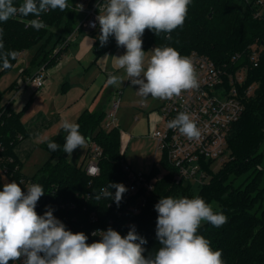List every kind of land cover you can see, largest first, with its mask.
Returning a JSON list of instances; mask_svg holds the SVG:
<instances>
[{"label":"trees","instance_id":"trees-1","mask_svg":"<svg viewBox=\"0 0 264 264\" xmlns=\"http://www.w3.org/2000/svg\"><path fill=\"white\" fill-rule=\"evenodd\" d=\"M74 1L68 0L69 7L64 11L49 9L41 13L39 19L45 27L38 31L31 26L26 27L28 21L36 19L33 15L20 16L23 21L13 17L7 22H0V29L3 30L0 66L3 54L15 53L14 59L9 58L12 67L0 70V77L14 69L23 50L31 54L29 66L25 69L28 74L42 65L50 68L58 63L62 54H54L55 49L65 42L78 24L79 15L70 8ZM13 2L14 6H18L23 0ZM259 10L263 11L262 18L255 17ZM142 40L144 50L170 46L182 56L189 57L197 52L217 64H223L237 53L244 57L254 43L264 42V5L260 7L245 0H191L182 27L158 36L146 29ZM254 81L259 83V89L246 103L243 117L228 136V160L218 172H213L209 167L212 176L210 182L190 184L185 188L184 183L176 182L174 169L163 160L169 172L156 183L148 206L141 215L131 217L122 204L109 206L113 199L97 201L94 196L102 187H107L109 183L124 184L127 173L122 168L125 157L121 130L104 129L105 112L86 111L77 123L87 141H96L103 148L101 174L91 178L82 165L76 166L68 160L63 152L67 133L62 130L41 145L51 158L32 178L43 186L45 192L36 209L44 214L46 206H51L53 215L73 233H85L88 243L97 241L92 231L95 228L107 229L111 219L116 221L113 230L117 228L116 231L122 236H126L130 230L127 224L136 222L137 233L147 240V244L143 245L147 257L154 255L160 247L156 238L158 213L154 208L159 199L167 196L193 198L198 195L212 206L214 212H222L227 217V222L220 227L202 222L197 233L208 239L214 250L222 251L224 264H264V154L261 152L264 144V54L262 65L251 72L249 82ZM13 89L14 84L4 91L0 89V112L5 109L2 101L6 93ZM29 103L19 113L8 106L0 119V144L5 147L4 155L13 157L20 167L13 150L20 141L19 137H26L21 119ZM49 141L60 145V149L50 151L47 146ZM210 163L209 166L212 165ZM155 173L156 168L153 175ZM21 176L19 173L10 179L20 184ZM20 186L27 191L24 185ZM2 189L0 186V191ZM109 190L114 195L115 189ZM72 202L77 204L75 209L62 208V204ZM93 214L98 216L97 223L91 221Z\"/></svg>","mask_w":264,"mask_h":264},{"label":"clouds","instance_id":"clouds-1","mask_svg":"<svg viewBox=\"0 0 264 264\" xmlns=\"http://www.w3.org/2000/svg\"><path fill=\"white\" fill-rule=\"evenodd\" d=\"M190 3L191 0H108L103 14L96 17L101 45L114 36L117 46L126 49L123 55L112 58L114 66L125 71L131 84L139 86L137 95L172 99L199 87L189 57L170 46L155 47L146 63V52L142 47L146 29L158 36L182 27ZM68 7V0H23L18 6H14L13 0H0V22L18 15H33L36 19L29 24L38 31L45 27L39 19L41 13L49 9L64 11ZM2 36L0 29V49L3 48ZM10 57L14 59L15 53L3 54L0 70L12 67ZM122 82L121 77L109 75L106 85L119 86ZM60 127L67 133L63 152L69 156L87 143L78 123L62 118ZM168 127L177 129L190 140L200 136L195 121L186 112L178 113L168 122ZM47 146L52 152L60 149L53 141ZM112 188L114 195L109 190ZM22 189L20 184L12 181L5 182L0 191V264L21 260L22 264H224L222 251L214 250L210 241L197 233L202 222L220 227L227 222V217L222 212H214L212 206L198 195L159 199L154 208L158 213L156 238L160 247L154 255L146 257L143 245L147 240L137 233L134 225L126 236L111 227L106 231H95L92 235L100 239L88 243V236L67 229L53 215L51 206H46L43 215L36 212L38 201L45 195L42 185H28L26 192ZM127 191L122 183H109L94 198L97 201L113 199L119 206Z\"/></svg>","mask_w":264,"mask_h":264},{"label":"built area","instance_id":"built-area-1","mask_svg":"<svg viewBox=\"0 0 264 264\" xmlns=\"http://www.w3.org/2000/svg\"><path fill=\"white\" fill-rule=\"evenodd\" d=\"M258 6L264 5V0H245ZM108 0H75L70 4V8L79 15L78 24L74 32L69 35L63 44H60L54 54H63L70 45L71 40L79 30L97 31L100 27L96 17L103 14V8ZM82 5V9L80 8ZM263 10V9H262ZM256 13V18H262L263 11ZM15 19H23L18 15ZM95 24V27H93ZM30 26L29 21L26 27ZM114 37V36H113ZM28 51L23 50L18 55V60ZM264 54V42L254 43L248 48L246 55L237 53L229 62L217 64L208 56L193 52L191 59L199 87L184 91L180 96L166 99L160 115L162 117L163 129L155 130L152 138L156 141V154L152 167L148 172H133L126 162H122V168L127 173L124 184L128 191L123 195L120 204L131 217L142 214L148 206V202L155 191L156 183L161 180L169 171L165 168L162 161L166 160L169 167L174 169V178L178 183H189L203 185L210 181L212 177L210 169L214 172L217 166L223 165L228 160V136L233 126L241 120L246 110V103L253 98L258 89L259 83H250L251 72L262 65ZM48 67L42 65L36 72L26 78L18 80V86L13 91L12 98L8 99L5 109L0 112V119L8 106L18 93L29 86L34 93L40 92L45 87L48 75ZM130 83V80L128 81ZM123 94L119 91V96ZM119 97L113 104L111 111L106 116L104 129L111 130L117 128V114L120 107L121 98ZM186 112L190 114L200 131V136L195 139H188L177 129L168 127V122L173 120L178 113ZM22 140V137H19ZM88 149L84 164L82 165L91 178H96L101 174L100 161L103 157V148L96 141H87ZM5 147L0 144V175L8 179L20 173V166L15 164V159L6 156ZM158 154L162 155L160 162L156 161ZM211 162V163H210ZM211 166H209V164ZM214 164V165H213ZM210 167V169H209ZM154 168L157 173L153 175ZM20 183L27 187L35 182L31 178L21 176ZM3 187V186H2ZM114 202L110 201L111 206ZM77 207L75 202L62 204V208L73 210ZM39 215H43L39 209H35ZM122 212L119 213V216ZM91 221L97 223L98 216L93 214ZM116 221L111 219L108 228L115 227ZM130 228L138 225L136 222L127 224ZM107 228V229H108ZM107 229L95 228V231H106ZM117 229V228H116ZM115 229V230H116ZM93 236V235H92ZM100 239L99 236H93ZM9 264H22L21 261H10Z\"/></svg>","mask_w":264,"mask_h":264},{"label":"crops","instance_id":"crops-1","mask_svg":"<svg viewBox=\"0 0 264 264\" xmlns=\"http://www.w3.org/2000/svg\"><path fill=\"white\" fill-rule=\"evenodd\" d=\"M99 35L100 28L94 32L87 30L76 32L58 63L48 69L45 87L40 92L34 93L29 86L20 91L12 101L11 107L17 113L21 112L30 101L21 119L26 137L20 140L13 150L21 164V172L24 163L29 161L30 156L38 148L43 149L41 146L43 143L63 130L60 127L62 118L77 123L86 111H101L108 114L114 102L119 98V91L123 92L120 97L121 104L124 100L125 108L129 109L131 113V116L127 117L128 114L124 112L120 119L127 130L126 133L133 141H141L145 136L144 130L155 131L159 124H162L160 110L166 99L143 98L137 95L136 91L139 86L132 85L131 81L128 83L125 71L117 69L112 58L123 55L126 50L116 44L107 43L102 46ZM150 54L146 53V63ZM30 58L31 54L27 52L19 58L16 67L12 70L13 78L7 86L14 84L13 91L17 88L20 78H26L36 72V69L29 74L25 71L29 66ZM109 75L121 77L122 84L119 86L106 85ZM13 91L9 92L11 93L10 99L13 96ZM117 128L122 132L121 127ZM122 141H124V136H122ZM87 149L86 143L84 158ZM65 155L67 158L69 157L67 153ZM154 159L155 155L153 162ZM83 164L84 161L80 166Z\"/></svg>","mask_w":264,"mask_h":264},{"label":"rangeland","instance_id":"rangeland-1","mask_svg":"<svg viewBox=\"0 0 264 264\" xmlns=\"http://www.w3.org/2000/svg\"><path fill=\"white\" fill-rule=\"evenodd\" d=\"M107 43L117 45L115 37H113V36L109 38V41ZM122 48L125 49L124 47H122ZM145 52L148 54L152 53L151 51H148V52L145 51ZM149 56H151V54ZM12 78H13V72L12 71L3 74L0 77V89L3 91L8 89L7 84ZM10 94L11 93H6V95L2 101L3 105H5L6 102L8 101V99L10 98ZM121 97H122V95H121ZM124 112H126L128 114L127 117L131 116L130 110L125 108V102L123 100L122 104L120 101V107L118 110V118H117L116 125H117V127L119 126L122 128L121 133H122V136H124V141H122V150L124 153V157H125L124 159H125L126 165L129 166L130 169L136 173L148 172L149 169L151 168L152 164H153V158H154V155L156 152V146H157L156 141L152 138V135H151L154 131L152 130L151 132H148V131L144 130L145 136L143 137V139H141V141H139V140L133 141L131 139V137L129 136V134L126 133L127 130L124 128V124H122L121 119H120L121 115ZM127 120H129V118H127ZM163 128H164V124L162 123V124H159V126L157 127V130L158 129L160 130ZM85 151H86V144L83 146V148H80V147L76 148L73 151V153L71 154V156L68 157L69 161L74 163V165H76V166H78V165L80 166V164L83 163V161H85V158H84ZM261 152L264 154V144L261 147ZM50 158H51V156H50L49 152H47L44 149H41V147L38 148L34 152V154L30 156L29 161L27 163L26 162L24 163L25 166L23 165L24 168H22V172L20 169L21 174H23L27 178H31V179L34 178L36 176V174L38 173V170L42 166H44L49 161ZM161 159H162V155L158 154L156 161L160 162ZM220 168H221V166H217L215 168L214 172H218ZM259 169L261 170L262 167L259 166ZM211 179H212V177L210 178V181H211ZM12 181L13 180L8 179L6 176L0 175V186H3V184L5 182H12Z\"/></svg>","mask_w":264,"mask_h":264},{"label":"water","instance_id":"water-1","mask_svg":"<svg viewBox=\"0 0 264 264\" xmlns=\"http://www.w3.org/2000/svg\"><path fill=\"white\" fill-rule=\"evenodd\" d=\"M189 186V183L185 182L184 187L187 188Z\"/></svg>","mask_w":264,"mask_h":264},{"label":"bare ground","instance_id":"bare-ground-1","mask_svg":"<svg viewBox=\"0 0 264 264\" xmlns=\"http://www.w3.org/2000/svg\"><path fill=\"white\" fill-rule=\"evenodd\" d=\"M79 34V33H78Z\"/></svg>","mask_w":264,"mask_h":264}]
</instances>
